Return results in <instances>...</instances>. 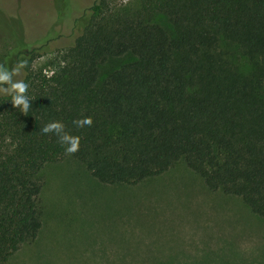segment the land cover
<instances>
[{
  "label": "trees",
  "instance_id": "obj_1",
  "mask_svg": "<svg viewBox=\"0 0 264 264\" xmlns=\"http://www.w3.org/2000/svg\"><path fill=\"white\" fill-rule=\"evenodd\" d=\"M129 14L95 0L82 32L45 74L27 65L28 113L0 94V264L41 226L38 172L70 157L103 185H136L184 165L207 190L264 219V0H137ZM160 17L165 24L156 22ZM127 58L102 75L109 60ZM91 117L76 128L74 119ZM59 121L80 138L66 154Z\"/></svg>",
  "mask_w": 264,
  "mask_h": 264
},
{
  "label": "rangeland",
  "instance_id": "obj_2",
  "mask_svg": "<svg viewBox=\"0 0 264 264\" xmlns=\"http://www.w3.org/2000/svg\"><path fill=\"white\" fill-rule=\"evenodd\" d=\"M94 1L0 0V66L9 68L17 51L40 48L35 70L60 67ZM108 3L139 10L137 0ZM36 180L40 229L5 264H264V219L240 199L207 190L183 162L136 185L109 186L65 157L43 166Z\"/></svg>",
  "mask_w": 264,
  "mask_h": 264
},
{
  "label": "clouds",
  "instance_id": "obj_3",
  "mask_svg": "<svg viewBox=\"0 0 264 264\" xmlns=\"http://www.w3.org/2000/svg\"><path fill=\"white\" fill-rule=\"evenodd\" d=\"M26 65V60H19L16 67L12 68L11 71L4 66H0V94H9L12 106H20V110L24 113H28L32 105L30 98L25 95L29 85L24 80L11 82V77L16 75L19 69L24 68ZM71 123L76 128H80L91 126L92 120L91 117H85L83 119H74ZM41 132L44 134L51 132L56 135L66 154H73L78 151L80 138L65 131L63 123L59 121L49 122L41 129Z\"/></svg>",
  "mask_w": 264,
  "mask_h": 264
}]
</instances>
